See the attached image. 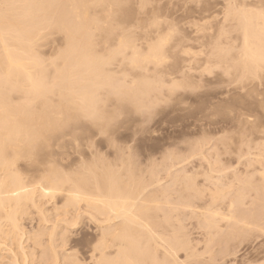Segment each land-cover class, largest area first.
<instances>
[{
  "label": "bare ground",
  "instance_id": "obj_1",
  "mask_svg": "<svg viewBox=\"0 0 264 264\" xmlns=\"http://www.w3.org/2000/svg\"><path fill=\"white\" fill-rule=\"evenodd\" d=\"M107 1L108 0H0V264H87L85 263L86 260L84 261V259L80 258L79 255H76L71 250L69 251L65 250V248L69 244L70 238H72L71 236L74 235L68 231L69 227L72 228L78 223V221H80V219H78L80 215L76 214V212L77 210L80 209L79 205L81 202L84 203V208H86L87 210L84 211V214L87 215V217L90 219L91 222H95L96 228H98V230H96L97 232L96 245L90 251L88 257L89 260L88 264H194V263L198 264L197 263L198 258L194 259V257H196V253H198L196 252L198 251L197 248L194 247L195 239L194 241H192L194 242L193 243L194 246H193L191 244V241L188 240L189 236L187 238L185 234L182 232L183 224H180V221L178 220L179 216L176 215L175 212H176V208L178 209L179 207L180 210L181 208L192 209L193 206H195L194 202L196 200L203 201V199L206 198L203 197L206 195H204V192H202V191L206 192V190H202V191L197 190V188L194 186L195 180L190 181L189 178H191V176L187 177V175L189 174H187L186 176H182L185 178L187 177L189 179V181L186 180L187 181L186 184L184 183L183 178L179 180L180 183L181 181H183L182 186L184 188H182L183 189L182 192H184V194L183 195L181 194L179 196V198H181L183 202L182 203L180 202L181 204L177 202L179 205L173 202V205H171L172 203L171 204L169 203L168 201L169 198L167 197V192L169 191L168 188L165 186L167 189L165 191H160V192L158 189H156L159 188L161 184L160 182L157 181L156 178L158 174L156 175L155 168L158 169L159 166V164H156L157 161L155 163L150 162V164L149 165L147 164V166L142 163L143 165L146 166L145 168L143 167L140 168L139 166L136 167L135 165H138L134 161L136 159L134 160L130 159L128 154V152H130V148L132 149V147L129 148L124 142V140H123L124 144L121 143L122 145L116 143V138L114 137L116 135L114 131L117 128L112 123L113 114L107 113L108 109L107 112L104 111V109L106 110V107L102 110L105 103H107L106 102L107 99L105 100L107 96L112 97V96L120 95L124 97V95L126 96V94H128L129 96L131 95V98L129 96L128 97L130 99H133L132 96L133 97L136 96L137 93L141 94L142 92L145 91V88L146 91H149L147 90L148 82L145 83L146 81L145 82L143 81L144 79L142 78L143 76H140L142 79H140V82L138 83L135 82L132 83L131 81H129L131 82V84L134 85L130 86V88L128 86V89L127 87L121 88L119 85H117L119 84L118 82L114 83L112 82V80L110 81L111 77L115 76V74L112 75L109 79V77L107 78L106 75L109 76L111 73L107 74L106 70L108 69L104 70L105 66L108 65L110 61V57L107 59L103 54L105 58L104 57L99 58L100 56L97 57V55H95L96 53L94 54L95 51L91 49L93 46L90 45H94L92 42V40L94 39V38L92 39L93 33L101 32L103 34L102 31L107 30L106 29L107 22H109L110 24L109 19L110 17H112L111 12H113V9L115 10V5L117 6L118 3H120L119 0H113L114 3L112 0L111 2L108 3ZM137 1L139 2L140 6L142 5L143 7L145 0H137ZM224 1L225 3L223 4L225 5L222 4L224 7L222 8L223 13H221L224 16L221 15V18L222 16L223 18L221 19L220 22H218L219 23V28H218L219 31L217 29L218 35L216 34L217 35L216 38L210 39L212 40V44H214L212 45L214 46V54L217 57H220V58H216V60L218 59L217 61L219 62V64H221L220 61L225 64L227 63L228 60L232 61L234 64L232 66L234 67L235 70L239 71L240 73L239 75L241 77L245 75L251 76V74L256 75V73L264 74V0H252L249 5H246L245 3V2H247V4L249 3L247 0L246 1L240 0L242 2L238 4H236L235 0H223V2ZM237 2L239 1L237 0ZM146 3L149 4L150 2L146 1ZM234 5L237 6V10L234 9L233 7ZM96 7L100 8V11L102 13V18L100 19L97 18L95 20L96 17L95 14H94L95 17H93V19L89 18V16H92L91 14L94 12V10H96L95 9ZM116 12L117 11H115L114 13ZM214 14L220 15L219 12ZM230 16L236 22V26L235 25L232 26L234 29L232 28L231 32L237 30V32L240 33L241 45H240V50L237 53H235L236 56L232 55V52L235 51L236 48L234 45H233L234 47L231 45L234 43H231V36H229V34L231 33L229 32V27H228L229 25L228 26L224 25V24H228L227 22L232 20V19L229 20ZM211 17L216 18V15ZM96 22L97 23L99 22V26L96 25ZM155 22L156 21H154V23ZM205 22L204 24H206ZM153 24L151 23V26ZM108 27L110 28V26ZM119 29H120L119 31L122 32L123 34L124 30L121 31L123 28L120 27ZM47 30L49 32L53 31V35L59 33L58 35L60 36V34H62L65 41L64 47L61 50L58 51L57 50L58 48L57 49L55 48L57 52L54 51L53 53L51 51L56 56V58L54 60L52 59L51 62H47L46 59L45 61L42 60L41 56L39 57L38 54H36L37 51L35 52L37 48L36 47L37 43L42 42L40 40L45 36L44 35L42 37V35L46 34ZM108 30H111L112 32L118 31V29L117 30L108 29ZM119 31L118 34L120 33ZM212 31L213 30L211 29L210 32ZM49 32L47 33L50 34ZM125 32L127 34V30ZM165 32L167 33V35H165V33H164L165 36L162 34L164 38H161V40L159 39L160 43L158 40L157 43V41H155L156 39H154L155 41L154 45L156 44L158 45H156V47L153 46V48L149 49V51L146 54L143 53L144 51H142V53L139 51L138 53L135 47L132 46L133 45L132 42L134 40L131 41L130 39L129 40L131 43L128 42L129 44L123 41L120 42L121 47L115 54H120L122 51L125 52L124 49H126L127 47H131L130 48L132 49L131 53L129 52L131 50L128 51V48L126 49L129 52L128 54H131V57L129 56L131 59L128 58L129 68L126 66L127 67L126 69H128V71L131 68L132 71L133 69L138 70L139 71V72L137 71L138 73L144 72L148 64H152L153 67L158 66L157 68H160L162 67V65L167 63V62L165 63L166 60L168 61L167 58L168 55L166 56L164 54L165 52H162V50H164L163 48L165 44L166 43L169 44L168 39L170 40L171 36H169L168 34L170 32H172V34L170 35L177 34V33H173V31L170 30L169 32L167 31ZM202 32L203 34H205L203 30ZM104 33L106 34L107 32ZM214 33L216 32L214 31ZM52 37L54 38V36ZM238 37L235 38L238 39ZM60 38L61 37H59V39ZM125 38L126 37H124V39ZM108 39H113V36L112 38H107V40ZM132 39H134L133 35H132ZM97 41L95 40V42ZM103 41L101 42V44L104 43ZM229 41L231 44L229 43ZM233 41L236 40L234 39ZM40 45L42 44L40 43ZM105 45L106 43L104 44V47ZM100 47L101 46H99V48ZM104 47L103 49H105ZM95 50L97 49L95 48ZM108 50L110 49L108 48ZM187 50L185 51L187 52ZM189 50L188 53H190ZM172 52H174V50ZM179 54H181V52ZM186 55L188 54L186 53ZM124 60L121 61L124 62ZM121 61H120V65H121ZM126 61L127 59L125 60V62ZM169 61L171 60L169 59ZM125 64L127 65V62L123 63L124 66ZM215 65H217V62ZM232 66H229V68H231ZM109 67H111V65H109ZM206 67L208 68V66ZM146 70L148 71L147 68ZM167 71L169 72V70ZM184 71L185 70H183V72ZM122 74H120V76H122ZM142 75L145 76L147 74H142ZM49 76H51L50 78L51 81H48ZM148 77L150 76L148 75ZM188 77H190V75ZM113 78L116 79L115 77ZM154 79L156 80V78ZM122 80L124 81V79ZM173 80H172V85L174 82ZM148 81L151 82L150 80ZM190 82L192 83L193 81L191 80ZM240 82L243 83L244 81H240ZM164 83L162 84V86L164 85ZM105 85H108V88L105 87L106 94H104L105 93L104 92L102 94V97L103 95L105 96L103 97V99L102 98L100 99L101 95L99 94L98 91L101 87ZM169 88L171 87L169 86ZM159 89L156 88V90ZM150 94H154V93H150ZM138 98L140 97L138 96ZM109 102L111 101H108L106 105L107 107H109L108 104L111 105ZM125 102L124 104L126 105ZM114 104H116V102ZM136 104L137 103L134 101L133 102L134 108L136 107ZM148 104H150V102ZM123 108H125V106ZM112 109L109 111L111 112ZM82 119L83 120L87 119L88 122H90L91 126L94 129H96L95 131L96 160L94 159L95 160L94 162H88L85 158H84L85 160L84 159L80 160L81 159L80 158L79 159L80 161L76 162V166L78 164L80 165V166L78 165V169L71 170V168L69 167L70 168L69 172H67L68 170L63 171L62 170L63 168L60 167V164L58 163L59 160L58 161L56 160L60 157L62 153L60 155L58 153L59 157H57V155L53 153V148L54 149L55 147L58 148L55 150H59L60 147L63 148L64 146L63 144L66 142V140L70 141L69 140L70 137L73 138L74 140L73 137L74 133H76L77 129H80L78 125L82 123L81 122ZM241 119L243 118L241 117ZM243 121H247V120H243ZM85 122L86 121H84L83 123ZM74 141L72 143L76 142ZM131 141H129V143ZM117 142L120 143L119 139ZM241 142L240 144H243V142L242 143ZM99 145L100 146L103 145V148L106 151L105 156H104L105 152L103 153L104 156L103 159L101 156L98 155L100 152L99 149H97V146ZM89 147L91 146L89 145ZM187 147L188 150L189 149L191 150L189 144ZM62 148H60V150ZM64 148L62 150H64ZM195 148H194L195 150L194 152H196ZM260 149L262 148L260 147ZM189 152L192 154V151ZM107 153H110V155H108ZM127 155L128 158L126 157ZM171 155L177 157L175 156V153L172 154L171 152ZM77 156L79 157L81 155L79 154ZM161 156L163 155L161 154ZM168 157L167 158L170 159V156ZM257 157H256L257 161L254 163L257 164L259 162L263 164L264 157L263 156L260 157V154L258 157L259 160ZM87 158H89V156ZM165 160L167 161V159ZM159 161L160 158L158 162ZM161 161L163 162L164 158ZM250 163H253V161L252 162L250 161ZM61 164L63 163L61 162ZM175 164H179V163L177 162ZM73 165L72 163L70 165L72 166V169H73ZM261 166L264 167V164L260 165V167ZM160 169L163 171V168ZM160 173L161 172H159V174ZM257 174L260 176L261 181L264 182V168L263 170L262 168L259 169ZM192 178L195 179V177ZM216 180L218 179H215V181ZM183 183L185 185H183ZM246 184L249 185L250 183L248 182ZM170 185L172 186L173 184ZM244 187L246 188V186ZM249 187H250L249 190L258 193L256 198L262 196L259 193L261 191L260 189L264 191V185L263 187L261 185L260 189H257L258 187L257 184L255 185L253 184V186L251 185ZM153 188L157 190V193H154L155 191L154 192L152 191ZM242 188L243 187H240V189ZM177 189L179 188L177 187ZM216 190L218 189L216 188L214 189V191L211 190V193L216 192ZM243 190L244 191L240 190V192L237 193L238 195L237 197L238 199H241V201L244 200V199L242 200V198L244 196L243 192H245V189ZM223 191L225 192L226 190L223 189ZM189 192L191 194H189ZM175 193H173L171 196H174ZM218 193H220V191H217L216 193L208 194L207 196L210 198L209 202L212 203L207 205L208 203V199H207V201L204 202L205 204L201 206V208L202 207L203 208L200 209V206L198 208L202 210V212L203 210L204 211L207 210V212H209L208 217H205L208 213L204 214L205 212L204 213L201 212L204 218V222L202 221L203 226H205L206 229L207 227H209L210 229L213 227L218 229L217 231H215V233L219 231H223L221 229H223L224 227H221L219 225L222 219H220L219 217L220 215L218 214L221 213L216 212L215 209L213 210V208L210 207V205L215 204L219 199L226 200L225 204H227V209L226 207L225 209L228 210V214L221 215L222 217L225 216L224 218L226 219L228 218L234 219L233 212L235 209L236 212L238 213H241L242 211V209L236 208V206L242 204L240 203L241 201L239 200L235 201V199H229L225 195L223 196V194L221 195L223 196V198H219L220 194ZM262 197L264 198V196ZM262 197L261 198L259 197L260 199L253 198L258 204L257 206L261 205L260 202L258 203V201H260ZM50 199L59 200L58 203L61 205V207L58 208L59 205L57 204L58 205L57 206L56 203L53 202L54 205L52 208V213L53 211L54 213L56 211V215L61 218L57 221H54L53 224L51 223L52 226L48 229L45 225L46 224L48 225V223H50L48 217H51L52 213L51 214L49 213L50 216L47 215V212L50 210V208L47 210L45 205L46 203H48V205L49 203H51L49 201ZM219 202L220 201H218V204ZM262 202L264 201L262 200ZM253 204L255 207V203H252L251 206ZM248 207L251 208L250 206ZM214 208H216V206ZM60 209L64 210L63 213L57 212L58 210L60 211ZM253 209L255 213L251 209V211L249 210L247 214H250L251 212L253 215L251 216L250 214L249 217L251 216L250 218H254V219L255 216L257 217V215L255 214L260 212L263 213L264 210V209L263 210L256 209L258 210L257 212L255 208ZM31 210L36 211L37 214V218L35 219L36 228H32L30 231L26 230L25 232L22 223L27 216L29 217ZM220 211L221 210H219V212ZM221 212L223 213V211ZM190 214L192 215L191 211ZM247 214L245 213L243 216H239V215L238 216L243 218L244 220ZM67 215L73 216L71 221H69L68 219H64V217ZM198 215L201 216L200 212ZM262 215L264 216V214L260 213L258 217H261ZM29 219L31 220V222L33 221L32 218L29 217L27 220ZM219 219L220 221H218ZM263 219L264 218H262V221H264ZM259 220L261 219H258L257 222L260 223ZM248 221H249L248 218L244 220L242 222V226L246 227L247 224H249L250 222ZM202 222H199V224ZM237 222L239 221L237 220ZM60 223H64V226L63 228L60 229L59 232L57 228L60 226ZM252 223H255V221H253ZM261 224L255 226H252L254 225L252 224L251 226L252 228L256 227L259 228L258 230H262L264 229V227L262 228L260 226ZM203 226L198 225V227L199 228L201 227V229L203 228ZM249 227L250 225L244 230L251 231ZM227 229L229 231L230 236L235 232V230H231L230 228ZM254 229H252V231ZM184 230L187 229L184 228ZM224 231L219 232V234L222 233L225 234V238H222V242H220L219 245L225 244L223 243L224 239L226 240L224 242H227L226 245H228V243L232 241L231 238L226 236L227 230ZM243 232L240 231V234ZM208 233L209 232H207V234ZM207 234L206 236H208ZM212 235H214L215 237L217 235V238L219 240H221L220 238L223 237L219 235L221 236L219 238L218 233L211 234V236ZM214 236H212V238ZM209 238H210L209 242L213 240L211 239L210 236ZM232 238L235 239V236H233ZM206 241L207 239H205L204 241L205 244L208 243V242L206 243ZM197 244L198 243L196 242V245ZM211 244L212 242L209 245ZM202 251H204V249ZM205 251L207 252L206 248ZM179 252H183V256L179 257ZM202 254L203 253H201V255ZM208 262L209 261H207L205 264H207Z\"/></svg>",
  "mask_w": 264,
  "mask_h": 264
},
{
  "label": "rangeland",
  "instance_id": "obj_2",
  "mask_svg": "<svg viewBox=\"0 0 264 264\" xmlns=\"http://www.w3.org/2000/svg\"><path fill=\"white\" fill-rule=\"evenodd\" d=\"M119 1H120V3H118L117 6L115 5V10L113 9V12H111L112 17H110V19H109L110 24H109V22H107V26H106L107 28L106 29L107 30L108 29H112V30L118 29V31H119L120 30L119 28L121 27V28H123L121 31L124 30L123 34L120 31L119 32L121 34L120 33L118 34V31L112 32L111 30H108V31L104 30V31H102L103 34L101 32L93 33L92 39L93 38L94 39L92 40V42L94 45H90V46H93L91 49L95 51V52L94 51L93 52H94V54L96 53L95 55H97V57L100 56L99 58H101V57L103 58L105 56L107 59L110 57V61H109L108 65L105 66V69H104V70L108 69V70H106L107 74L111 73L109 76H107L105 74L107 78L109 77V79L112 75L115 74V76L111 77L110 81L112 80V82H114V83L118 82L119 84H117V85H119L121 88L127 87V89H128V86L130 88V86L134 85V84H131V82L132 83H134V82L138 83V82H140V79L144 78L143 81L144 82L146 81L145 83L148 82L147 83L148 84L147 90H149V91H146V88H145L144 92H142L141 94L137 93L136 96H134L136 98H134L132 96L133 99H130L131 95L129 96L128 94H126V96L124 95L125 98L123 96H120V95L112 96V97L111 96L108 97L106 95L107 97L105 98V100L107 99L106 100L107 103H108V101H111V102H109L111 105L108 104L109 107H107L106 106L107 103H105L102 110L106 107V110L104 109V111L107 112V109H108L107 113L113 114L112 123L117 128V129L115 128L116 130L114 131L115 135H116V136H114L116 138V143L119 145H122L125 142L129 148L132 147V149L130 148V152H128V154H129L130 159H133V160L136 159V160H134L136 162V164H138V165H135L136 167L139 166L140 168L141 167L145 168L147 166V164L149 165L150 162L151 163H155L156 161L158 162V160L160 158V161L158 163L156 162V164H159V166H162V167L158 166V169L155 168V170H156V175L158 174L156 177L157 181L160 182L161 184H160V187L156 188V189H158L160 192V191H165L168 188L169 191L167 192V197L169 198L168 199L169 203L170 204L172 203L171 205H173V202L176 204L183 202V200L181 198H179V196L181 194L182 195L184 194V192H182V190H183L182 188H184L182 186L183 181H181V183L179 182V180H181L182 178H183L185 184L187 183L186 180H188V181H189V179H190V181L195 180L194 186L197 188V190H199V191L206 190V192L202 191V192H204V195H206V196H203V194H202L203 197H206L205 199H203V201H197V200L195 201L194 200L195 201L194 205L196 207L198 206L197 208L195 206H193L192 209L181 208V210H180V207H179L178 209L176 208V212H175L176 215L179 216V218L182 217L180 219H183V220H180L177 216L178 220L180 221V224H183L182 225V232L185 234V236L187 238L189 236V238L191 240L189 238H188V240L191 241L192 245L195 242L194 243L195 246L194 245L193 246L195 248H197L198 251H196V252H198L200 255H201V253H203L201 256L198 253H196V257H194V259L198 258L197 259L198 264H199V261H200V264H205L207 261H209L208 262L209 264H264L263 263L264 262V235H263L264 229L258 230L259 228H256V227H254L255 229L252 228V226L259 225L261 223L262 224L260 226L262 228L264 227V221H262V218H264V216L262 215L261 217H258V215L260 213L264 214V210H263L264 209L263 208L264 202H262V200L264 201V198L262 197V196H264V194H262V193H264V191L262 189H260L261 185L263 187L264 182L261 181L260 176L257 174L259 169L262 168V170H263L264 167H262V166L260 167V165H263L264 163L263 164H261L259 162L257 164L254 163L257 161L256 157L257 156L259 157V154H260V157H262V156L264 157V153H263L264 152V148H263L264 147V74L256 73V75L251 74V76L245 75V76L241 77L239 75L240 74L239 71L235 70L234 67L232 66V65H234L232 61L228 60L226 64L222 63L220 61V63L224 66L223 67L217 61L218 59L216 60V58H220V57H217L214 54V46H212L214 44H212V40H210V39L216 38V36L218 35L217 34V29L219 28L218 22H220L224 16L221 13H223L222 8L224 7L223 5H225V4H223V3H225V1L223 2V0H145V2L143 4L144 9H143L142 5L140 6V4L137 0H122V2H121V0H119ZM146 1L147 2L149 1L150 3L148 4V3H146ZM238 1L239 2H237V0H235L236 4H238L242 1H246V0H242V1L238 0ZM247 1L249 3L248 4H247V2H245V3H246V5H249L252 0H250V1L247 0ZM108 2H111V0H108L107 3ZM113 3H114V1H113ZM146 5H147V7H146ZM118 7H119V9H118ZM233 7H234V9L237 10V6L234 5ZM95 9L96 10H94V12L91 14L92 16H89V18L93 19V17H95V16H96L95 20L97 18H99V19L102 18V13L100 11V8L96 7ZM98 10L100 11V13ZM115 11H117V12L114 13ZM218 12L220 15L214 14V13H218ZM94 14H95V16H94ZM215 15H216V18L211 17V16H215ZM221 15H223L222 18H221ZM111 19H113V20H111ZM157 19H158V21H157ZM212 19H214V20H212ZM231 19H232V17L230 16L229 20H231ZM153 20L156 22L154 23ZM210 20H212V21H210ZM232 21H234V20L232 19L231 21L227 22L228 24H224L227 26L229 25L228 26L229 32H231V30L233 28L232 26H234V25L236 26V22L235 21L232 22ZM204 22L206 24H204ZM151 23L152 24L154 23L152 25L153 27L151 26ZM96 25L99 26V22L98 23L96 22ZM230 25H231V27H230ZM108 26H110V28ZM113 27H114V29H113ZM115 27H116V29H115ZM211 29L213 30L212 32H210ZM126 30H127L128 35L125 32ZM169 30L173 31V33H177V34H173L174 36L170 35V34H172V32H170L168 34L169 36H171L170 40L168 39L169 44L166 43L165 44L166 47L164 46V48H163L164 50L165 49L166 50L165 51L162 50V52H165L164 54L166 56L167 55L169 56V57L167 56L168 61L167 60L165 61V63L166 62L167 63L164 64L166 66L162 65V67H160L161 66L160 65L159 66L160 68H157L158 66L153 67L152 64H148L146 66V68L150 72H148L146 70V68L144 70L145 73L141 72L142 70L140 71L141 73H138L139 71L134 70V69L132 71L131 68L128 71V69H126V68L129 66L128 65V62H129L128 58L131 59L130 58L131 54H128L129 52L130 53L132 52V49H130L131 47H127L128 51L131 50L129 52L126 50L127 49L126 48V49H124L125 52L122 51L120 54H115L121 47L120 42L123 41L125 43H128V42L131 43L130 40L131 41L134 40L133 41L134 43L132 42L133 45L132 44L131 45L133 47H135V49L138 51V53H139V51L141 53H142V51H144L143 53L146 54L149 51V49L153 48V46L156 47V45H158V44L154 45L155 41H157V40L159 41V39L161 40V38H164V36L167 35V33L165 31L169 32ZM202 30L205 32V34H203ZM208 31L210 32L211 36L209 35ZM214 31L216 33H214ZM218 31H219V29H218ZM44 32H46V31H44ZM47 32H49V31L47 30ZM47 32H46V34L42 35V37L45 35L40 40L42 42L38 41L42 45H40V43H37V45H40L41 47L36 45L37 48H36L35 52L37 51L36 54H38L39 57L41 56L42 60L45 61V59H46L47 62H51L52 59L54 60L56 58V56L53 54L54 51H56L57 48H58L57 49L58 51L61 50L64 47L65 41H64L62 34H60V36H59L58 35L59 33H57L56 34L57 36H56L55 34L53 35V31H50L49 33L52 36H54V38H53ZM104 32H107V33L105 34ZM200 32H201V34H200ZM54 33H56V32H54ZM115 33H117V34H115ZM129 33L131 36L129 35ZM155 33H156V35H155ZM164 33H165V35H164ZM211 33H213V34H211ZM98 34H100V35H98ZM108 34H110L111 36ZM202 34H203V37H202ZM132 35H133L134 39H132ZM145 35H146V37H145ZM46 36H48V37H46ZM94 36H96V37H94ZM101 36H103V37H101ZM112 36H113L114 40L113 39L107 40V38H112ZM115 36H116V38H115ZM155 36H156V38H155ZM208 36H209V38H208ZM229 36H231V43H234V44H231L230 41H229V43L232 46L234 45L236 48V50H235L236 52L233 51L232 55L236 56L235 53H237L240 50V45H241L240 33H238L237 30L232 31L229 34ZM59 37H61V38L59 39ZM124 37H126L125 38L126 40L124 39ZM157 37H159V38H157ZM235 37H238V39ZM98 38H100V39H98ZM171 38H172V41H171ZM97 39H98V41H97ZM103 39H104V41H103ZM116 39H119V40H116ZM154 39H156V40L154 41ZM234 39L236 41H233ZM95 40L97 42H95ZM102 41L104 42L103 44H101ZM105 41H108V42H105ZM145 41H147V42H145ZM158 41H157V43H158ZM92 42H91V44H92ZM55 43H56V45H55ZM105 43H106V45L104 47ZM159 43H160V41H159ZM208 43H210V44H208ZM52 44H54V45H52ZM99 46H101V47L99 48ZM175 46H177V47H175ZM211 46H212V48H211ZM44 47H46V48H44ZM94 47L97 50H95ZM103 47L105 49H103ZM108 48L110 50H108ZM141 48H142V50H141ZM179 48H180V50H179ZM37 49H39V50H37ZM175 49L177 52L175 51ZM187 49L188 50L190 49L189 50L190 53H188ZM234 49H232V50H234ZM173 50H174V52H172ZM185 50H187V52ZM191 50L193 53L191 52ZM98 51H100V52H98ZM107 51H109V52H107ZM179 51L181 52V54H179L180 53ZM41 52H42V54H41ZM97 53H99V54H97ZM100 53H101V55H100ZM186 53L188 55H186ZM103 54H104V56H103ZM126 54H127V56H126ZM164 54H163V56H164ZM122 56H124V57H122ZM187 56H189V57H187ZM123 58L127 59V61H126L127 65L125 64V66L123 65V63H126L125 62L126 59L124 60ZM167 58H165V59H167ZM112 59H115V60H112ZM118 59H119V62H118ZM169 59L171 61H169ZM121 60H124V62H122ZM120 61H121V65H120ZM216 62H217V65H215ZM218 64H219V66H218ZM109 65H111V67H109ZM206 66H208V68ZM220 66H222V67H220ZM229 66H232V67L229 68ZM187 68H190V69H187ZM123 69H124V71H123ZM110 70H112V71H110ZM130 70H131V72H130ZM167 70H169V72ZM183 70H185L184 71L185 73L183 72ZM205 71H207V72H205ZM225 72H227V73H225ZM122 73H124V74H122ZM149 73H151V74H149ZM152 73H155V74H152ZM120 74H122V76H120ZM142 74H147V75L144 76ZM162 74H164V75H162ZM224 74H226V75H224ZM233 74L235 75V77ZM257 74H259V75H257ZM132 75H133V77H132ZM148 75L150 77H148ZM189 75H190V77H188ZM140 76H143V77L141 78ZM113 77H115L116 79H114ZM48 78H49L48 81H51V79H50L51 76H49ZM118 78L119 79L121 78L120 81ZM154 78H156V80ZM185 78L186 79L188 78V79L186 80ZM236 78H238V79H236ZM122 79H124V81ZM147 79L150 80L151 82H149ZM242 79H244V80H242ZM159 80H160V82H159ZM172 80L174 82L177 81V82H175L176 84L173 82V85H172ZM185 80H186V82H185ZM191 80L193 81L192 83L190 82ZM245 80H246V82H245ZM121 81H122V83H121ZM129 81H131V82H129ZM156 81L158 84L156 83ZM161 81H162V83H161ZM240 81H244V82L241 83ZM160 83H161V85H160ZM163 83H164V85L162 86ZM129 84H131V85H129ZM153 84H155V85H153ZM192 85H193V87H192ZM169 86L171 88H169ZM173 86H175L176 88ZM105 87L108 88V85L101 87L98 91L99 94L101 95L100 99L101 98L103 99V97L105 96V95H103V97H102V94L104 92H105L104 94H106ZM159 87H160V89H159ZM148 88H150V89H148ZM156 88L159 90H156ZM152 90H155V91H152ZM156 91H157V93H156ZM145 92H146V94H145ZM148 92H149V94H148ZM150 93H154L155 95L150 94ZM138 96L140 98H138ZM133 100L137 103L135 108L133 107V102H134ZM115 102H116V104H114ZM124 102L126 103L127 106L124 104ZM147 102L148 103L150 102V104H148ZM148 105H150V106H148ZM110 106H113L114 108L110 107ZM124 106H125V108H123ZM249 106H251V107H249ZM111 109H112V111L110 112L109 110H111ZM134 110L135 111L138 110V111L135 112ZM137 112H139V113H137ZM241 117L243 119H241ZM243 120H247V121H243ZM84 121H86V122L83 123ZM81 122L82 123H80L78 125L80 127V129L76 130V133H74V136L72 135L76 142L71 137L69 139L70 141L66 140V142L63 144L65 146V148L63 146L64 150H62L63 148L60 147V148H62L61 150L64 152H62L60 150V148H59L60 151L55 150V149H58L57 147H55V149L53 148V153L55 155H57V157H59V155L62 153L60 155V157L56 160L57 161L59 160L58 163L60 164V167L63 168V169L61 168L63 171L68 170L67 172H69L70 168H71V170L78 169L79 164L76 166V162L80 161L84 158L88 162H94L96 160V150H95L96 149V132H95L96 129H94L91 126L90 122H88L87 119H84V120L82 119ZM118 127H120V128H118ZM116 131H117V134H116ZM93 135H94V137H93ZM86 139H87V142H86ZM118 139H119L120 143L117 142ZM123 140H124V142H123ZM73 141L76 144L72 143ZM129 141H131V142L129 143ZM241 141L243 142V144H240ZM188 144H189V147H191V150L190 149L188 150V147H187ZM89 145L91 147H89ZM244 145H245V147H244ZM248 145H250V146H248ZM260 147L262 149H260ZM90 148H92V149H90ZM194 148L196 149V152H194L195 151ZM97 149H99V152H100L98 155L101 156L103 159V157L106 155V151L103 148V145L97 146ZM166 151H168V152H166ZM189 151H192V154ZM261 151H263V152H261ZM104 152H105V154L103 156ZM171 152H172V154L175 153V156H177V157H174V155H171ZM58 153H59V155H58ZM64 153H66V154H64ZM79 154L81 156L78 157L77 155H79ZM107 154L110 155V153H107ZM161 154L163 156H161ZM88 156H89V158H87ZM168 156H170V159H168L169 158ZM65 157H66V159H65ZM126 157L128 158V155ZM60 158H61V160H60ZM68 158H70V159H68ZM76 158H78V159H76ZM90 158H91V160H90ZM161 158L162 159L164 158L165 162L164 161L162 162ZM165 159H167V161ZM172 159H174V160H172ZM147 160H149V161H147ZM258 160H259V158H258ZM74 161H75V163H74ZM175 161H177L179 164H175V163H177ZM250 161L251 162L253 161L254 164L250 163ZM61 162L63 164H61ZM64 163H66V164H64ZM71 163H72V165L74 164L73 169H72V166H70ZM142 163L145 164L146 166L143 165ZM173 163H174V166H173ZM140 165H142V166H140ZM171 166H173V167H171ZM74 167H77V168H74ZM174 167H175V169H174ZM140 168H137V169H140ZM160 168H163V171ZM179 169L180 170L182 169V170L180 171ZM166 170H167V172H166ZM256 170H257V172H256ZM159 172H161V173L159 174ZM168 173L170 174V176ZM182 173H185V174H182ZM173 174H176L177 177H176V175H173ZM187 174H189V175H187ZM167 175H168V177H167ZM171 175H172V177H171ZM186 175H187V177L191 176V178L188 179L187 177L186 178L182 177V176H186ZM192 177H195V179ZM211 177L214 179H212ZM236 178H237V180H236ZM215 179H218V180L215 181ZM174 180H176V181H174ZM248 182L250 183L249 185L246 184ZM176 183H179V184H176ZM184 183H183V185H185ZM170 184H173V185L171 186ZM253 184L254 185L257 184V186H258L257 189L261 190L259 194H261L262 196L258 195L260 198L262 197V199L260 201H258V203L260 202V204H261V205H259L260 207L257 206L258 204L254 200V199H260L259 197L256 198L258 193L254 192L252 190H249L250 189L249 186H251V185L253 186ZM167 185L170 186L171 188L168 187ZM244 186H246V188ZM177 187L181 190L177 189ZM240 187H243V188L240 189ZM160 188H162V189L164 188V189L162 190ZM216 188L218 189V190H216V192L220 191V193H218V194H220L219 198H223V196L225 195L229 199H235V201H237V200L241 201V199H238V197H237L238 196L237 193L240 192V190L244 191L243 189H245V192H246V193L243 192L244 196H243L242 200L243 199L244 200L240 202L242 204H239L238 206H236V208H240V209H242V211L239 209L241 211V213H238V212H236V209H235L233 212L234 213L233 214L234 219L233 218L229 219L228 217H227L228 219H226V218H224L225 216H223V217L221 216V215L228 214V210H226L227 204H225L226 200L219 199L218 200V201H220L219 204L217 201L215 203L216 205L215 204L210 205V207H212L213 210L215 209L216 212L221 213V214L217 213L218 215H220L219 216L220 219H222L221 220L222 223L220 222L219 225L221 227H224L221 230H223V231L227 230L226 236H228L229 238L232 239L231 242L228 241V242H230V243H228V245H226L227 242H224V241H226L225 239L223 240V243H225V244L219 245V243L222 242V238H225V234H223V233H222L223 235L219 234V232H223V231H219V232L215 233V231H217L218 229L213 227L214 228V230H213V228L210 229L209 227H207V229L208 228L210 229V230L209 229L207 230L206 227L203 226L204 218L202 216L203 215L202 213H204V212H205L204 214L208 213L205 216V217H208L209 212H207V210L206 211L203 210V212H202V210H200V209H202L203 207L201 208V206H203L205 204L204 202H206L207 199H208L207 205L212 203V202L211 203L209 202L210 198L207 195L212 194V193H216V192L211 193V190L214 191V189H216ZM156 189L153 188L152 191L153 192L155 191L154 193H157ZM223 189L226 191L224 192ZM221 190H222V192H221ZM170 191H171V193H170ZM228 192L230 193V195ZM253 192L256 194H254ZM173 193H175L174 196H171ZM226 193H227V195H226ZM189 194H191V193L189 192ZM222 194H223V196H221ZM248 194H250V195H248ZM233 196H235V197H233ZM172 197H174L176 199H174ZM251 199H253V200H251ZM170 200H171V202H170ZM175 200H176V202H175ZM49 201L51 203H49V205H48V203H46L47 206L45 205L47 210L50 208V210L47 212L48 216H50V214L52 213V208H53L54 203H56V205L57 204L59 205L58 208L61 207V205L58 203L59 202L58 199H50ZM251 201H253V202H251ZM221 202H223L224 204ZM261 202L263 203V205ZM82 203L83 202L80 203V205H79L80 209L77 210V212H76V214L81 216V217L79 216V218H78V219H80V221H78V223L75 226H73L72 228L69 227V229H68V231L74 235L71 236L72 238H70L69 244L65 248V250H68V251L71 250L76 255H79L80 258L84 259V261L86 260L85 263L88 264L89 263L88 257H89L90 251L96 245V237H97L96 230H98V228H96V223L91 222L90 219L87 217V215L84 214V211L86 210V208H84V203L83 204ZM252 203H255V207H254V204L252 205L253 207L251 206ZM214 205L216 206V208H214L215 207ZM199 206H200V209H198ZM248 206H250L251 208H249ZM225 207H226V209H225ZM253 208H255V210L256 209L263 210V213L260 211H259L260 213H257L258 210H256L257 214H255V215H257V217L254 215L255 219L250 218L253 214L250 212L251 216L249 217L250 214H247V213L249 210L251 211V209L254 212ZM260 208H262V209H260ZM219 210L223 211V213L221 211L219 212ZM63 211H64L63 209H60V211L58 210L57 212L63 213ZM190 211H191L192 215L190 214ZM199 212H200L201 216L198 215ZM235 212L237 215L235 214ZM59 213H57V214H59ZM243 213L247 214L246 215L247 217L245 216L244 220H246L248 218L250 221V222L248 221L249 224H247L246 227L242 226V222L244 220H243V218L239 217V216H243L244 215ZM73 216H74V214H73ZM73 216L67 215L64 217V219H68L69 221H71ZM183 216H185V217H183ZM29 217L32 218V220H33L32 222L30 219L27 220ZM29 217L27 216L26 217L27 219L25 218L23 220V223H22L25 232H26V230L30 231L32 228H36V220H35L37 218L36 211L31 210ZM60 218L61 217L56 215V211H55V213L53 211V213L51 214V217H48V220L50 223H48V225L46 224L45 226L49 229L52 226V224L54 223V221H57ZM220 219L218 221H220ZM258 219H261V220H259L260 223L257 222ZM228 220H230V221H228ZM237 220L239 222H237ZM240 220H243V221H240ZM253 221H255V223H252ZM34 222H35V224H34ZM199 222H202V223L199 224ZM24 223H26L27 225ZM28 223H30V224H28ZM252 224H254V225H252ZM198 225L203 226V228L204 227L205 228L204 229L202 228L203 229L202 230L201 227L200 228L198 227ZM249 225H250L249 228L251 229V231L250 230H248V231L244 230ZM63 226H64V223H60V226L57 228L59 230V232H60V229L63 228ZM184 228L187 230H184ZM227 228H230L231 230H235L236 233L234 232L230 236ZM237 228L240 230H238ZM252 229H254V230L252 231ZM58 230H57V232H58ZM240 231H242V232L245 231V232H243L245 234H243V233L240 234ZM207 232H209V233L211 232V233L207 234ZM217 233H218V236L219 235L223 236V237L219 236V238L221 237L220 238L221 240H219L217 238V235H216V237L214 235H212V236H214L212 238L211 234H217ZM206 234L208 236H206ZM244 235H246V236H244ZM204 236L207 238H205ZM209 236L211 237V239H213L210 242H209V240H210ZM233 236H235V239L232 238ZM204 238L207 239V241H206V243L208 242L207 244H205ZM194 239H195V241H194ZM192 241H194V242H192ZM196 242L198 243L197 245H196ZM211 242H212V244L209 245ZM216 243H218V244H216ZM205 248H206L207 252L205 251ZM203 249H204V251H202ZM59 250H61V249H59ZM197 254L199 257L197 256ZM210 255H212V256H210ZM181 256H183V252H179V257H181ZM211 257H213V258H211ZM209 258H210V260H209ZM194 264H196V263H194Z\"/></svg>",
  "mask_w": 264,
  "mask_h": 264
}]
</instances>
